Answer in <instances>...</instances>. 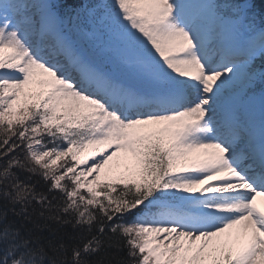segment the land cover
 <instances>
[{"label":"snow or ice","instance_id":"1","mask_svg":"<svg viewBox=\"0 0 264 264\" xmlns=\"http://www.w3.org/2000/svg\"><path fill=\"white\" fill-rule=\"evenodd\" d=\"M0 264H264V0H0Z\"/></svg>","mask_w":264,"mask_h":264}]
</instances>
